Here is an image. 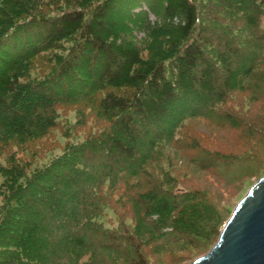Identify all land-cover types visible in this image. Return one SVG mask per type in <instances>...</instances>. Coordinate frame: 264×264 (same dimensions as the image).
<instances>
[{
    "label": "trees",
    "instance_id": "trees-1",
    "mask_svg": "<svg viewBox=\"0 0 264 264\" xmlns=\"http://www.w3.org/2000/svg\"><path fill=\"white\" fill-rule=\"evenodd\" d=\"M263 87L264 0H0V264H150L139 239L151 233L168 251L216 233L214 245L208 191L124 178L153 165V140L179 118H221L233 91L253 101ZM75 90L101 94L108 123L40 164L67 135L56 109ZM192 139L182 160L200 172L231 184L248 171L250 154ZM111 202L139 215L133 228H104Z\"/></svg>",
    "mask_w": 264,
    "mask_h": 264
},
{
    "label": "rangeland",
    "instance_id": "rangeland-1",
    "mask_svg": "<svg viewBox=\"0 0 264 264\" xmlns=\"http://www.w3.org/2000/svg\"><path fill=\"white\" fill-rule=\"evenodd\" d=\"M135 34L138 40L143 37L142 33ZM47 57L44 60H47ZM44 60L38 62L39 66H34V75L36 72L39 73L40 69L44 71L49 67L52 58L49 59V62ZM74 93L75 95H73ZM74 93L69 94L71 98L62 100L63 102L56 109L57 122L61 124L67 135L54 133L53 139L49 143L51 153L48 152L45 158L38 162L40 164L48 162L54 155L61 153L71 142L72 137L75 136V139L82 143L88 130L95 129L96 125L103 128L108 123L98 106L101 94L98 95V99L97 96H86L76 90ZM232 94L234 96L231 102L223 105L225 112L221 118L215 114L209 116L187 114L183 118H179L175 126L170 127L174 131L171 138L163 135L162 139L153 140L155 147L149 154L154 158L153 165L147 166L146 164V167H142L135 176L127 174L124 180L129 183L140 180L147 183L151 178V180L157 179L161 183L167 181L169 187L196 188L208 191L211 205L216 209L213 217L215 219L214 230L221 231L224 225L223 221L230 216L236 203L252 184L264 175V87L253 92L255 94L253 97L257 98V101L255 99L252 101L249 93L233 91ZM231 123H236V126L232 127ZM248 123L251 124L249 130H247ZM245 124L247 127H244ZM192 137L199 140L201 144H206L204 147L210 151H220L231 156L250 154L252 159L240 164L242 168L247 167L248 171L239 172L235 176L237 181L231 184H228L225 179L222 181L217 177L213 178L211 172L210 175L200 172L198 167L182 160L184 157H190L188 155L192 153L186 148L188 145L190 146ZM176 140L183 144L180 149L177 146L175 148V145L179 144ZM200 157V155H196L195 160L199 162ZM232 173L234 175V172ZM104 185L103 190L106 192L108 181H105ZM112 187H119V185L114 182ZM145 188L141 187L140 192H145ZM110 191V197L116 200L119 193L114 192L113 188L108 189V193ZM127 209V206L120 209L119 205L114 206L112 202L105 205L100 216L104 228L115 229L120 221H124L126 225L133 228L136 222L134 217L139 215ZM215 237L216 233L211 235V239L209 238L210 240L205 244H200L197 247L184 246L183 250L171 245L172 251H168V248L158 244L161 242H157L152 233L142 236L139 241L142 243L140 248L151 257L148 258L151 261L150 264H189L204 255L213 246Z\"/></svg>",
    "mask_w": 264,
    "mask_h": 264
},
{
    "label": "water",
    "instance_id": "water-1",
    "mask_svg": "<svg viewBox=\"0 0 264 264\" xmlns=\"http://www.w3.org/2000/svg\"><path fill=\"white\" fill-rule=\"evenodd\" d=\"M189 264H264V175L236 203L215 244Z\"/></svg>",
    "mask_w": 264,
    "mask_h": 264
}]
</instances>
